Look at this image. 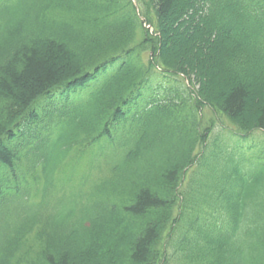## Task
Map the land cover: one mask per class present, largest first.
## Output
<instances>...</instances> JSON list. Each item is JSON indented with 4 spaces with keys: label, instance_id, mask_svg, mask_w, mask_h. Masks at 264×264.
I'll return each mask as SVG.
<instances>
[{
    "label": "trees",
    "instance_id": "1",
    "mask_svg": "<svg viewBox=\"0 0 264 264\" xmlns=\"http://www.w3.org/2000/svg\"><path fill=\"white\" fill-rule=\"evenodd\" d=\"M136 4L0 0V264H264V0Z\"/></svg>",
    "mask_w": 264,
    "mask_h": 264
},
{
    "label": "rangeland",
    "instance_id": "2",
    "mask_svg": "<svg viewBox=\"0 0 264 264\" xmlns=\"http://www.w3.org/2000/svg\"><path fill=\"white\" fill-rule=\"evenodd\" d=\"M133 3H135L134 1H133ZM173 37H177V38H179L180 40H182V42H185L186 44H188V46L187 47H189V45L191 46L192 45V47L194 48L195 47V49H196V46H195V44L197 43V41H198V39L200 38V40H202V38L204 37L203 36V34L201 33L200 34V36H199V34H198V37H196L195 36V34H192V35H190V34H181V35H176V34H174L173 35ZM199 45L200 44H198L197 46L199 47ZM169 49H171L170 48V46H169ZM172 49H174L173 51L172 50H168L171 54H175L174 52H176L175 51V46H172ZM211 51V54L209 55V57H205L204 56V58H203V62H204V65L206 66V68L207 67H210V65H211V61L213 60V55H214V53L216 54V52H214L215 50H213V53H212V50H210ZM176 55V54H175ZM184 55V54H183ZM178 57H181V55H180V53L177 55ZM202 59V58H201ZM208 77H207V79H208V82H209V86H211V87H213V88H215L218 92H222L223 90L224 91H227V90H230V86L228 85V83L223 79V77H221V75L218 73V71L217 70H215L211 75H207ZM83 94L85 95V94H88V91L87 90H85L84 92H83ZM261 96V95H260ZM42 104H45V105H47V103H46V101H42L41 102ZM260 105V103L257 105V106H254V108H252L251 110H250V112H255L257 109H258V106ZM225 128H227L228 130H229V127L228 126H226ZM253 138H255V139H258V140H263V138H260L261 137V134H257L256 136L254 135V136H252ZM258 140H254L253 142H256V143H258V144H260L261 142L260 141H258ZM248 145V144H247ZM251 155V154H250Z\"/></svg>",
    "mask_w": 264,
    "mask_h": 264
},
{
    "label": "bare ground",
    "instance_id": "3",
    "mask_svg": "<svg viewBox=\"0 0 264 264\" xmlns=\"http://www.w3.org/2000/svg\"><path fill=\"white\" fill-rule=\"evenodd\" d=\"M132 1H134L135 3V5L137 6V4H136V0H132ZM137 12H139V10L137 9ZM141 21H144V19L143 18H141ZM144 23H145V21H144ZM144 26H148L147 24H144ZM56 103H58V100L56 99Z\"/></svg>",
    "mask_w": 264,
    "mask_h": 264
}]
</instances>
